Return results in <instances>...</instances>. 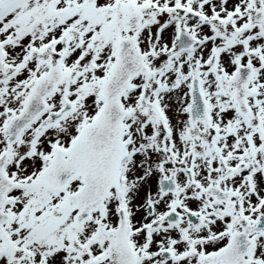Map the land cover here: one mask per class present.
Returning <instances> with one entry per match:
<instances>
[{"label": "snow or ice", "instance_id": "snow-or-ice-1", "mask_svg": "<svg viewBox=\"0 0 264 264\" xmlns=\"http://www.w3.org/2000/svg\"><path fill=\"white\" fill-rule=\"evenodd\" d=\"M0 264H264V0H0Z\"/></svg>", "mask_w": 264, "mask_h": 264}]
</instances>
